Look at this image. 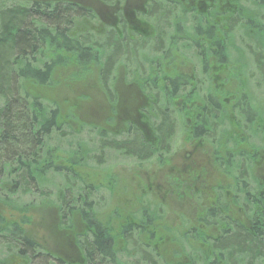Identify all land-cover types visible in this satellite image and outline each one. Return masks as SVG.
<instances>
[{
  "label": "trees",
  "instance_id": "16d2710c",
  "mask_svg": "<svg viewBox=\"0 0 264 264\" xmlns=\"http://www.w3.org/2000/svg\"><path fill=\"white\" fill-rule=\"evenodd\" d=\"M180 1L152 0L148 8L150 14L157 11L166 12L167 18L185 17L190 34L179 38L180 48L185 51L187 39H191L194 49L182 54L196 58L200 72L201 62L219 58L229 77L221 84L229 89L242 86L244 93L252 96L264 83V0H229L231 7L226 8V14L219 12L217 5H211L204 14L202 5ZM33 2L13 8L0 19V264H127L129 259V264H264V218L244 225L227 214L232 196L230 202L242 206L247 218L255 205L264 206V195L253 197L254 191L263 189L259 185L263 182L256 178L262 147L255 144V138L264 131L262 103L253 95L254 101L251 97L245 100L253 107L246 102L227 104L222 100L228 91L220 99L208 92L203 101L198 100L194 95L202 84L195 80L194 89L187 91V76L179 75L172 65L168 67L173 74L164 75L167 54L155 49L158 61L150 66V73L130 78L138 52H133V47L140 41L144 45L153 41L137 32L130 38L121 33L125 30L122 0H92L94 9L72 2ZM99 6L113 9L120 24L116 28L121 32L109 28L107 34L75 36L74 20L96 18ZM100 37L104 39L98 40ZM156 37L155 48L171 39ZM205 41L209 46L222 47L219 55L212 47L203 51ZM231 53L235 60H229ZM251 64L262 79H253L247 72ZM237 67H242V72ZM66 68L78 77L67 75L69 86L86 89L93 82L106 91L104 96L113 102L104 103L106 130L92 127L98 112L91 110L92 99L74 100L71 118H67L44 95L59 87V79H63L59 76ZM234 71L239 72L237 80ZM79 73L89 76L80 77ZM118 75L125 76L127 83L121 85ZM57 77L59 84L54 87ZM117 81L125 94L120 101ZM128 89L141 93L145 100L136 99ZM193 96L203 104L201 107L193 106ZM143 102L145 106H141ZM107 124L125 129L119 135H126L128 140L111 142L118 134H111ZM177 129L183 133L185 146L192 142L193 148L205 141L209 146L203 144L207 154L195 157V170L189 167L186 152L180 154L184 165L177 168L178 178L171 176L169 187L176 194L173 200L183 206L178 213L180 223L171 230L183 236L175 241H169L168 229L156 222L163 206H158L157 214L153 206L135 218L124 209L110 208L100 219L92 195L102 184L82 185L78 179L79 168L89 160L88 150L74 142L61 153L64 137L75 140L85 132L96 134L105 150L109 147L123 156L134 153L143 161L151 157L159 168ZM220 138L222 144L218 143ZM220 147H225V155ZM62 155L64 164L60 163ZM261 173L264 177V170ZM171 177H167L169 182ZM213 181V187L220 188L215 193L216 205L205 197ZM108 182L111 187L113 180Z\"/></svg>",
  "mask_w": 264,
  "mask_h": 264
},
{
  "label": "rangeland",
  "instance_id": "374dc122",
  "mask_svg": "<svg viewBox=\"0 0 264 264\" xmlns=\"http://www.w3.org/2000/svg\"><path fill=\"white\" fill-rule=\"evenodd\" d=\"M33 1L47 3L49 2L51 4L57 1L72 2L83 7L90 6V9H94L92 0H0V19L5 16L6 12L13 10V8H23L25 7V4H28V6H30ZM120 6H122V4H120ZM154 14L156 16L154 25H159V30L160 27L166 25L167 22L170 23L168 21L166 12L162 14L161 12L159 13L157 11H154ZM112 16H115V18L117 17L115 12L112 13ZM111 23L112 20L110 10L107 11L104 6H99L96 18L88 20H74V25L72 26V28L74 29L73 34L75 36H83L85 33H90L95 36L103 33L107 34V29H109ZM114 23L115 22H113V24ZM114 31L121 32L117 31L116 28L114 29ZM121 33L126 34L130 38L132 32L124 30ZM159 34L163 33L159 31ZM102 39L104 38L100 37L98 40ZM151 40L153 42L146 41L145 45L144 43H142V41H140V43L137 42L138 44H136L132 49L133 52L138 49V52L136 51L135 55V65L132 67L131 71L129 70L130 78L134 80L135 78L140 76V74L148 75L150 73V66L153 67V65L156 64V61H158V58H156L155 50L159 49L154 47L157 37H152ZM126 50L130 51V48L127 46ZM128 51L126 52L128 53ZM181 56H184V58H182ZM172 57L174 59L170 58L168 62L171 64L173 63L172 67L176 70L177 73H179V75H188L190 72L192 73L193 68H191L190 60H192V62L195 64L196 58L192 56L186 57L183 54H179L177 56L172 55ZM228 58L229 60L236 59V57L232 53L229 54ZM149 60H152L153 62L149 63ZM119 63L122 65L121 60H119ZM76 70L74 69V71ZM121 70L122 69H120V73L122 74ZM72 73L75 79H77L78 77L76 76V73L72 71V69L66 68L62 70L59 77L63 79H59L60 84L57 81L59 77H57L53 83L54 87H56L58 84L59 87L55 90L49 89L47 93H44V95H48L51 102L60 109L62 116L67 118H71L72 109L75 106V104L73 103L74 100L84 102L83 98L92 99L93 107L91 108V110H95V113L97 112L96 110H98L97 116L93 117L95 119V123L93 122L94 125L92 127L101 130V127H103L106 130V121L104 120L103 112V110L105 111L104 103L113 104V102L111 103V101H109V98H106L104 96L106 91L104 89H101L98 84H95L93 82H89L86 86V89L78 90V88L76 87L73 88L72 86H69L66 76L69 75L71 77ZM123 73L126 75V69ZM162 73L166 76H171L173 74L168 66L162 69ZM83 75L89 76V74L86 73H79L80 77ZM119 76L120 75H118L117 78L120 79L121 85H123V83L126 84V77L123 75L120 77ZM257 77H259V75H257ZM118 86L119 91H117L118 93L116 94V96L120 101L121 98H124L123 96H125V94L123 87L121 88L117 81L115 87ZM257 91H259V89ZM114 99L116 98L114 97ZM142 105L145 106L146 102H143L141 106ZM151 121L154 122L153 116H151ZM114 123L115 122H110L109 124L112 125ZM176 123L178 124V122ZM107 126L108 131H110L111 134H118L114 139L111 140V142H114V144H119L128 140L126 135H119L122 130L123 132H125V129H121L119 126L113 128L108 124ZM150 126L151 124L149 123L148 127ZM179 130L180 129H177L174 132L168 144V156L164 157L161 160L162 162L163 160H165L162 163V165L164 166L163 169L156 167L157 162H155L151 157H148L143 161L139 160V158L136 157L134 153H132L130 156H123L120 153L111 150V148L109 147L106 148L108 150H105V144L98 141L96 134L90 135L86 134L85 132H82L79 136L77 135L75 140H68L67 138L64 140V137L63 140H61V142H63L62 144H64L61 147V153L65 154L68 149L67 146L69 147V145L74 142L75 144H82L81 147L83 146L88 150L89 160L86 161V164L84 166L79 168L80 176L78 175V179L82 185L85 184L87 186H92L95 183L102 184L99 185V190L94 192L92 195L94 207H96V212L100 219H103L107 216L110 208L124 209L127 212L131 213L135 218L136 216H139L140 211L144 209L151 211L153 206L156 207L157 214L158 206H163V208L161 209V218H157L156 222L160 226L166 227L168 229V240L175 241L178 237L183 236L180 232H171V230L178 226L180 223V220L178 218H180L179 214L181 213L180 211L183 210V208H181L183 206H181V204H177V201L173 202L171 200V198L173 197L167 194L165 192V189L166 184L172 185L173 178L171 177L170 170L172 168L183 167L184 165L182 156L180 154L186 151L187 146L183 144V133ZM62 160H66L63 155L61 156L60 163L63 162ZM167 177H171L170 182L168 181ZM108 180H113V185L111 187L108 186ZM217 187L219 186L217 185ZM150 214L151 218L155 217V213L152 212ZM126 262L127 264H129L132 261H130L129 259Z\"/></svg>",
  "mask_w": 264,
  "mask_h": 264
},
{
  "label": "flooded vegetation",
  "instance_id": "af4514ba",
  "mask_svg": "<svg viewBox=\"0 0 264 264\" xmlns=\"http://www.w3.org/2000/svg\"><path fill=\"white\" fill-rule=\"evenodd\" d=\"M123 1V6H122V10L121 13L123 15V19L125 22V26L126 29L129 32H137L140 36H143L144 38H152V37H156L157 35H163L164 38H171L169 41L166 39V41L160 46L157 47L159 49L160 53L166 52V61L163 62V64H165L166 66L172 65L171 63L168 62V60L174 59L172 57V55H182V52H186V53H192L193 49H194V45H192L193 43L190 41L191 39H187L188 40V44L185 47V51L182 50L181 47V42L182 40L179 38H183L184 36H189L188 31H187V27L189 25L188 22H185V17H174L168 18V21L170 23L167 22L166 25H164L163 27H160L159 30V25H154L155 21H156V16L154 13L150 14L149 11V6L152 4L150 3L152 0H122ZM143 1V2H141ZM168 2H177L178 0H167ZM181 3H185L187 5L190 6H196L197 7L199 5H202V13H206L209 9V7L211 5H217L218 11L221 12L222 14H224L226 12V8L227 7H231V4L229 3V0H181ZM235 10V8H234ZM111 12V20L112 23L110 24V30L114 31V29L119 26V22H118V18L115 16H112L113 9H110ZM226 14V13H225ZM209 16V15H207ZM220 19H216V22L219 21ZM113 22H115L113 24ZM164 22V20H163ZM125 29V31H127ZM225 30V27L223 28ZM116 30L118 31V29L116 28ZM263 30V39H264V28L261 29ZM159 31L162 32L163 34H159ZM208 38V33L204 36V40H206ZM262 39V40H263ZM186 40V39H185ZM186 40V41H187ZM212 46H209V41H205V44L202 45L203 51L208 52L210 50ZM222 47H212V50L214 52H220V49ZM258 50V48H256ZM261 50L264 51V43L261 44ZM259 51V50H258ZM162 59V58H161ZM188 60V59H187ZM191 62V68L192 69V73L190 72L187 76V80L189 81V85L187 84V91H191L194 89L193 86V82L196 80L199 83L202 84V88L198 89L197 87L195 88V90L198 89V93L195 94L194 96L198 99V100H204L205 95L208 94V92L212 93L214 96H216L217 99H220V97H222L223 95H225V92L227 94L228 91V97H226L225 99H223L222 101H226L227 104H229L230 102H234L236 104V102L241 103L243 102L245 104L248 103L253 107V104L251 102L245 101V100H249L250 101V97L253 100V95L255 96V100L258 99V103H262L261 106L264 107V83L262 84V86L258 87L257 89H255L252 93L249 91L250 94L244 93V88H242V86L236 87V85H234L233 87H231L230 89L228 87L225 86V84H221L220 81H225L227 79V73H226V68L225 66H222L221 60L218 58V60L214 59L213 62H209V61H204L201 62V66L198 68L202 67V70L200 72L199 69H197V67L195 66V64L192 62V60H190ZM206 64V66L204 65ZM209 67L208 68V66ZM220 64V65H219ZM208 65V66H207ZM205 66V67H203ZM238 71L242 72V67H237ZM206 71V72H205ZM209 71L211 73V76H209ZM238 71H234L235 76L238 75ZM252 74L253 79H258L257 75H259V77L262 79L263 77L260 75V73L256 70V66L252 65L250 66V68L248 69L247 72H249ZM261 72V71H260ZM262 74V73H261ZM229 78V77H228ZM238 79V76H236V80ZM210 81H212V85L210 87ZM259 89V91H257ZM129 93H131V95H134V97L137 99L139 97V99H144L143 95L139 92H133L132 90L128 89ZM233 91V92H232ZM193 96V99L191 98L192 102H193V106L195 107H201L203 104H199L197 102V99ZM257 96V98H256ZM260 100V101H259ZM216 101V99H215ZM192 106V107H193ZM221 106V105H219ZM254 113V109H251ZM257 111V110H256ZM249 123V122H248ZM262 131V129H260ZM261 136V137H260ZM263 137H264V131L263 134L261 133L259 136H257L255 138V144L257 145H261L260 147H262V156H260L258 158L259 161V170L262 172V170H264V142H263ZM254 138V137H253ZM259 138V139H258ZM223 140L220 138L218 140L219 144H222ZM192 142H189L186 148V158L187 156L190 159V165L189 167H191V170H195L197 168H194L195 165V157H202L203 154H207V150L206 149H202L204 145H208L209 144L205 141V142H199L197 146L192 148L191 145ZM204 144V145H203ZM256 146V145H255ZM189 147V148H188ZM221 150L223 151L224 155H225V147H220ZM156 160V159H154ZM161 162V161H160ZM158 163L161 166V163ZM201 163H199L200 166ZM164 167V166H163ZM163 167H159L161 169H163ZM200 169V167H198ZM177 168H172L170 170L171 176H174L175 178L179 177V174L177 173ZM259 171V175L256 177L258 178V180L263 184H260L261 186H263V189L259 190V191H254L255 193L253 194V197L256 198L258 195L260 196V198H262L261 196L264 195V177L261 176V172ZM195 172V171H194ZM194 177V173L192 175ZM192 176L190 179H192ZM261 176V177H260ZM188 177V176H187ZM218 176H216L215 178H217ZM219 178V177H218ZM222 177H220L219 179H221ZM216 185V182L213 181L211 186L208 188L207 193H205V197L213 202L215 205V201H216V190L220 189V188H216L213 187ZM171 185L166 184V189L165 192L167 194H169L172 197H176L175 192L173 193L170 190ZM189 198H191L190 195H188ZM233 196L228 200L229 203L227 205L228 207V216L230 218H235V222L239 223V224H244V225H253V221H255V223L258 221L259 218H264V206L261 205H255L252 208V211L250 213V218H247V216L245 215L244 210L242 209V206H236L235 204H232V202H230L232 200ZM258 199V197H257ZM171 200L174 202L173 198H171ZM207 202V201H206ZM206 202H204V204H206ZM204 204L202 206H204ZM198 204L196 205V208H194V211L197 210ZM209 204H207V208L208 209ZM202 211L204 212V210L202 209ZM196 214V213H194Z\"/></svg>",
  "mask_w": 264,
  "mask_h": 264
}]
</instances>
